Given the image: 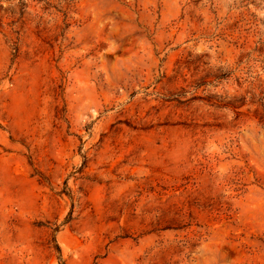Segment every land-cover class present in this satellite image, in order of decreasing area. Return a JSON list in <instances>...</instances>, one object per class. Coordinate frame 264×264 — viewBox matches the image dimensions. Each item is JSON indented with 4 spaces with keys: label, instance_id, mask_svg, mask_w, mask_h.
Listing matches in <instances>:
<instances>
[{
    "label": "rangeland",
    "instance_id": "374dc122",
    "mask_svg": "<svg viewBox=\"0 0 264 264\" xmlns=\"http://www.w3.org/2000/svg\"><path fill=\"white\" fill-rule=\"evenodd\" d=\"M0 264H264V0H0Z\"/></svg>",
    "mask_w": 264,
    "mask_h": 264
}]
</instances>
